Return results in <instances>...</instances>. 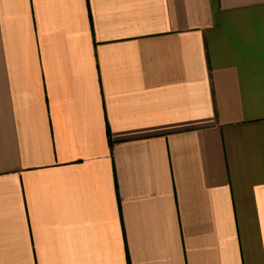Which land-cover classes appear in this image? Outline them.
<instances>
[{"label": "crops", "instance_id": "1", "mask_svg": "<svg viewBox=\"0 0 264 264\" xmlns=\"http://www.w3.org/2000/svg\"><path fill=\"white\" fill-rule=\"evenodd\" d=\"M0 264H264V0H0Z\"/></svg>", "mask_w": 264, "mask_h": 264}, {"label": "trees", "instance_id": "2", "mask_svg": "<svg viewBox=\"0 0 264 264\" xmlns=\"http://www.w3.org/2000/svg\"><path fill=\"white\" fill-rule=\"evenodd\" d=\"M110 133V132H109ZM111 138L109 137V140H110Z\"/></svg>", "mask_w": 264, "mask_h": 264}]
</instances>
